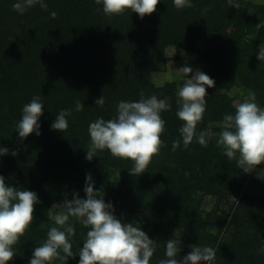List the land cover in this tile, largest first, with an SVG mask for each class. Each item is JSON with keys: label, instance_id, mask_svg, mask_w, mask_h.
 <instances>
[{"label": "trees", "instance_id": "obj_1", "mask_svg": "<svg viewBox=\"0 0 264 264\" xmlns=\"http://www.w3.org/2000/svg\"><path fill=\"white\" fill-rule=\"evenodd\" d=\"M14 2L0 0V147L9 150L0 157V175L9 186L35 192L40 203L9 264H29L33 249L53 226L48 210L64 211L59 205L74 194L86 198L89 174L117 218L156 241L150 264L166 258L169 239L181 241V258L192 245L211 246L217 249L214 264H264V196L258 194L264 165L244 173L215 139L207 147L194 141L185 148L176 116L179 85H158L153 66L169 61L170 48L196 54L215 80V87L207 89L198 130L211 125L219 132V122L234 114L242 93L254 92L264 107V62L258 59L264 26L256 27L264 25V5L239 0L236 9L227 0H191L192 7L177 9L173 0H161L156 12L141 19L130 11L107 16L94 0H45L47 10L37 4L24 14L13 10ZM141 91L172 106L161 114L165 146L147 172L130 175L133 163L107 150L87 160L90 122L112 118L118 102L138 101ZM102 95L104 105L96 106ZM34 96L44 104L41 134L21 139L16 125ZM77 101L84 103L82 111L75 110ZM61 109L72 110L64 133L51 128ZM177 139L181 143L173 151ZM70 222L76 251L88 229ZM67 264H79V256Z\"/></svg>", "mask_w": 264, "mask_h": 264}, {"label": "clouds", "instance_id": "obj_2", "mask_svg": "<svg viewBox=\"0 0 264 264\" xmlns=\"http://www.w3.org/2000/svg\"><path fill=\"white\" fill-rule=\"evenodd\" d=\"M102 5L107 16H120L130 11L141 19L157 10L161 0H94ZM230 7L240 8L239 0H227ZM177 9L192 7L191 0H173ZM257 5H264V0H255ZM39 4L47 10L45 0H15L13 10L24 14L28 9ZM100 10L99 8L97 9ZM249 14H252L249 11ZM57 16L55 11L50 13ZM264 25H256L257 29ZM258 59L264 62V42H261ZM181 80L177 90L176 116L182 122L179 128L180 137L185 148L194 141L207 147L210 140L215 139L229 160H235L238 168L244 173H251L257 166L264 165V107L257 103L254 92L241 94L243 99L234 102V114H225L219 122V132L212 126L198 130L203 121L207 105V89L215 87V80L191 67L176 70ZM191 74V76L189 75ZM104 96L96 99L95 105L102 107ZM84 103L77 101L76 111H82ZM166 99H158L156 95L145 98L143 91L138 101H120L116 115L105 120L98 117L90 122V136L86 159L91 161L97 157L98 151L107 150L114 158L130 160L133 167L129 170L132 176H140L147 172L153 158L160 155L165 146L162 136L165 133V120L162 113L171 110ZM44 104L39 96H34L22 108V116L16 125L21 139L40 133V117ZM71 109H61L51 124L53 130L65 132L68 127L67 117ZM179 139L173 141L172 149L180 146ZM9 154V150L0 147V157ZM13 156L16 152L11 153ZM187 176L188 173H185ZM86 198L74 194L72 200L65 198L59 205L64 211L48 210V220L52 225L46 239L33 249L29 264H67L69 258L79 256V264H150L157 250L156 241L150 239L141 227L126 223L117 218L111 203H106L104 193L94 190V182L89 174L84 187ZM40 203L33 191L9 186L0 175V264H9L16 257L14 247L21 237L25 236L35 222V205ZM70 218L88 229L83 247L76 251L71 242L76 230ZM181 241H166L164 259L159 264H214L216 248L192 245L191 251L180 257ZM264 253V248L260 249Z\"/></svg>", "mask_w": 264, "mask_h": 264}, {"label": "rangeland", "instance_id": "obj_3", "mask_svg": "<svg viewBox=\"0 0 264 264\" xmlns=\"http://www.w3.org/2000/svg\"><path fill=\"white\" fill-rule=\"evenodd\" d=\"M169 54V61L162 63V62H154V81L158 85H162L167 81H176L180 86L181 80L179 79L178 73L176 70L182 67H191L194 71L199 69L200 71L207 74L204 70V64L197 58L196 54L193 53H186L183 51L176 52L175 49L170 48L168 50ZM191 76V74H189ZM263 184L258 189V194L264 196V175L262 176ZM56 205V203H53ZM207 208L211 207V200L210 198L206 204Z\"/></svg>", "mask_w": 264, "mask_h": 264}]
</instances>
